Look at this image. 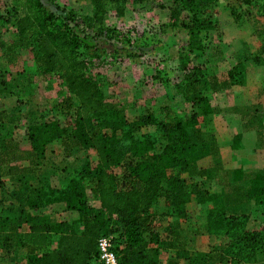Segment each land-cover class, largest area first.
I'll use <instances>...</instances> for the list:
<instances>
[{"label":"trees","instance_id":"obj_1","mask_svg":"<svg viewBox=\"0 0 264 264\" xmlns=\"http://www.w3.org/2000/svg\"><path fill=\"white\" fill-rule=\"evenodd\" d=\"M47 1L50 6L43 0H20L23 13L16 18L15 27L19 43L35 51L42 72L57 73L63 80L69 95L58 109L68 113L71 124L62 125L56 115L30 123L26 134L31 148L16 157L17 151L10 150L11 161H22L9 166L17 174L21 189L16 216L0 213V250L19 240V229L27 226L22 238L23 245L29 247L26 264H95L101 235L113 236L121 264H160L159 248L171 245L172 234L177 231L176 226L169 225V239H162L154 228L151 208L164 199L174 222L177 218L201 222L210 234L223 237L218 257L224 256L228 263L248 264L251 257L264 258V222L259 229L250 230L246 216L227 215L220 192L207 189L202 180L211 174L196 167L198 160L219 152L212 129L215 111L210 94L219 89L220 83L204 73L206 66L182 65L185 74L180 89L192 110L175 111L170 121L158 120L152 114L129 119L122 109L106 100L99 82L88 74L93 62L102 57L97 38L127 37L106 24V12L112 8L123 15L126 4L138 8L152 0H91L88 14L60 6L56 0ZM216 1L172 0L171 16L187 12L189 22L184 25L190 47L203 48L201 34L213 29L214 22L201 15L200 7ZM237 3L238 7L230 8L236 21L248 15L264 18V0ZM258 40L255 62L262 59L264 31ZM246 74L247 69L239 62L229 70L228 77L232 83H242ZM148 126L155 130L141 132ZM193 128L200 135L198 144L191 143ZM65 138L71 139L74 147L92 150L95 161L85 156L79 166L69 168V180L62 187H53L47 180L36 186L30 184L27 174L36 171L48 145ZM234 174L241 179V170L235 169ZM246 188V196L264 212V165L247 179ZM191 201L209 206L202 209L199 220H192L187 206ZM68 210L78 213L77 220L52 218L54 211ZM53 235L57 240L51 248ZM177 251V256L188 264H206L208 259L206 252ZM210 257L217 258V254Z\"/></svg>","mask_w":264,"mask_h":264},{"label":"rangeland","instance_id":"obj_2","mask_svg":"<svg viewBox=\"0 0 264 264\" xmlns=\"http://www.w3.org/2000/svg\"><path fill=\"white\" fill-rule=\"evenodd\" d=\"M19 1L0 0V27L5 26L12 29L15 26L16 18L23 13ZM43 2L50 6L47 0H43ZM56 2L60 6L73 8L81 14L91 12V0H56ZM238 5L237 0H220L217 5L212 3L200 7V9H203L201 15L211 18L218 29V34L216 31L211 30L201 34L200 46L203 47L202 49H195V47L192 48L188 45L190 37L184 25L189 22L187 12L176 13L171 16L172 0H152L146 6L138 8H133L132 4L128 3L125 5L123 18L120 19L115 18L116 10L111 8L106 12L105 22L110 27L119 29L121 33H126L127 37L125 36V40L123 38H97L96 42L102 57L100 61L95 60L93 62L88 74L99 82L106 100L122 109L129 119L152 114L158 120L170 121L175 111L189 113L192 106L180 89L185 74L182 65L186 64L188 67L193 68L194 65L204 64L206 66L204 73L209 78L214 77L221 80V75L217 77L215 73L211 72V66L215 65L213 62L217 58L210 56L209 49L210 47L215 48V42L219 44L216 38H220L221 44L222 41L228 43L236 39L238 35L242 36L243 39H238L239 42L228 43L231 46L230 50H236L240 45L239 43H243L244 38L247 39L246 41L253 42L258 34H254V32L260 31L262 33L264 31V18L248 15L242 17L243 19L239 23H236L230 14V8L238 7ZM13 41L15 42L16 38H13ZM13 50L15 54L12 56L15 60L13 65L26 72L25 77L19 79L23 82V86L21 85L19 91L15 93V103L24 108L27 115H30L20 119V122H18L20 124L17 127L19 130L15 134V138L24 149L29 146L26 134L28 124L48 120L56 115L62 125L70 126L71 119L68 113L66 114V111L58 109L63 99L69 95V91L57 73L42 72L38 67L35 51L25 48L19 43V37L17 46ZM128 53H131V55L127 56ZM10 66L11 64H9ZM257 74L258 70H251L248 77L255 79ZM216 94L217 92L210 94L211 104L215 111L212 129L216 135H218L217 127L228 128V131L232 134L239 133L245 116L231 117L230 126L226 127L225 112L219 113V115L217 113L222 109H232L233 106H236L233 109L243 112L241 115H245L244 109L247 103L240 98L234 101L236 104H233V101L225 100L223 94H220V97ZM250 116L255 115L251 114ZM255 119L252 122L257 123L258 125L254 127L258 128H256V132L247 136L246 142L248 146H253L254 150H257L256 152L264 154V99L260 113L255 116ZM154 130V126H148L141 132ZM190 137L191 143L198 144L200 135L196 128L190 129ZM70 142H72L71 139L65 138L60 143L61 145L56 146L50 154L55 165L67 169L69 166L74 165L77 160L82 163L85 156L90 158L92 162L95 161L92 150H82L72 146ZM64 143L67 145L65 149L62 148ZM256 152L250 154L246 151L242 154V162H237L238 169L242 168L249 172H255L262 167L259 164L260 159ZM191 154L196 155V152ZM228 160L229 156L226 154L223 156L221 153L220 157L217 155L208 156L203 160H198L196 167L202 168L204 174L209 171L211 177H214L212 181L215 182L212 185L215 186V189L211 190L222 191L220 192L221 203L227 214L244 215L247 220V229H259L264 222L263 208L255 205L246 196V178L238 180L234 184L231 182V171L229 170L232 166L229 165L231 162ZM60 171L65 172L62 169ZM203 182L206 185L209 184L208 180H203ZM160 200L154 206L155 229H161L171 220V216L167 213L165 201ZM205 205L195 202L187 205L191 211L192 220L200 219V214ZM186 223L187 232L195 229L191 220ZM199 232H202V230H199ZM203 235L205 234L199 235L194 242L197 249L206 248L208 243L218 244V239L214 237L209 239L206 235ZM16 254V256L13 254V256H8L0 250V264H23L19 259L21 255L18 252ZM12 258L18 259L12 260ZM209 264H219L218 259L211 258ZM226 264L231 263L226 262ZM248 264H264V258L262 256L251 257V262Z\"/></svg>","mask_w":264,"mask_h":264},{"label":"crops","instance_id":"obj_3","mask_svg":"<svg viewBox=\"0 0 264 264\" xmlns=\"http://www.w3.org/2000/svg\"><path fill=\"white\" fill-rule=\"evenodd\" d=\"M217 4L218 1H216L215 5ZM232 17L236 23L240 22V20L236 21L234 16ZM115 18L120 19L123 17L122 15L115 14ZM257 18L260 17L257 16ZM210 30L216 32L218 31V29L215 26V22H214V28ZM256 33L258 34L256 35L255 41L249 42L246 41L247 40L246 38H244L243 43H239L240 45L238 48H236V50H230L231 46H229L228 43H235L237 41L239 42L240 39H243V37L239 35L237 36L236 39L232 40L231 42L224 43V41H222L221 44H220V38L217 37L216 39L220 45L215 42L216 45L215 48L210 47L209 49L210 56H212L213 58H217L213 62L215 63V65H212L213 70L211 72L215 73L217 77H220V75L222 77L221 79L222 81L218 78H215V80H217L220 83V89L219 91H216L217 92L216 95H219L220 97V94H223L225 96V100H229L230 102L233 101L232 102L233 104H236L234 101L240 98L241 100H245V102L247 103L244 109L246 113L245 115H241L243 114V112H238L236 111V109H233L236 108V106L235 107L233 106L232 109L231 108L222 109L217 113V115H219V113L225 112L224 119L226 120V124H225L226 127L230 126L229 121L231 117L239 118V116H243V117L245 116L244 122L241 124L242 126L241 131L239 133L232 134L228 131L229 130L228 128L226 129V128L217 127L218 135L216 136H217V142L219 148V152L217 156L220 157L221 153L223 154V156L224 154L229 156L228 161L231 162L229 163V165L232 166L231 170L229 171H231V182L233 184L238 182V180H242L243 178L249 179L250 177H252L254 173L253 171L249 172L240 168V170L242 171V177L241 179H239L237 175L234 174V171L239 167V165L237 164L242 162L241 159L242 154L246 153V151L247 153L254 154V152L257 151L254 150L253 146L252 147L248 146L246 142L248 139L247 136L256 132V128H258V127H254L257 126L258 124L253 123L252 121L253 119H255V116L260 113L261 104L264 99L263 98L264 97V91H263L264 51L261 53L260 57H262V59H260L259 62H255L253 60L254 55H257L260 49L259 48L260 42L258 40V35L260 34V31L254 32V34ZM9 38H11V40H9ZM13 38H16L15 42L13 41ZM17 39H18V34L15 26L12 29H8L5 26L0 27V213L9 217L16 216L18 212L19 201L17 199V195L19 194V191L21 189V183H19L17 179V174L11 171L9 166L16 163L19 164L20 162H22V161H17L15 163V161H11L12 159H10L11 158L10 150L15 149L17 151L15 153V157H16L21 155L24 149L29 150L31 148L29 143L28 148L23 149L22 148L23 146L15 138V134L19 130V128L17 127L20 123L18 122H20V119H24L27 115L26 114L27 112H25L24 108L19 107L18 104L15 103V96H16L15 93L19 91L21 85L23 86V82L20 81L19 79L24 78L26 75V72H24L23 69L19 70V68L16 67V65L15 66L13 65V63H15V60H13L12 58V56L15 55L13 49L17 46ZM239 62L244 64L245 68L247 69V74L246 76H244L242 83H232L230 82V79L228 77V72ZM9 64H11L10 67ZM251 70H258L257 78L251 79L248 77V73H250ZM251 114H254L255 116H250ZM29 116L30 115H27V117ZM26 132H27V127H26ZM62 141L63 140L55 141L48 145L45 158L40 161L36 171L27 174V178L30 184L36 186L41 180H47L53 187H62L68 182L69 180V174L67 173L68 168L77 167L81 164V162L77 160L74 165L69 166L67 169L54 164L55 162L53 161V158H51L50 154L55 150L56 146L61 145L60 143H62ZM62 148L64 149L67 148V145H65L64 143V146ZM256 153L258 154V157L260 159L259 164L263 166L264 154H260L259 152ZM212 156H216V155H212ZM61 169L65 170V172L60 171ZM213 179L214 177L203 178L204 181L206 180L209 181V184L207 183L206 185V188L209 190L215 189V186L212 185L213 182H215L212 181ZM216 192H222V191H216ZM160 201L161 200H159L158 202ZM194 202L197 203L196 201H191L190 203H194ZM95 204H97V202H95ZM208 207H209L208 204L204 206V208H208ZM150 212L151 213L154 212V206L151 208ZM52 218L56 220H77L78 213L72 210L60 211V212L54 211V213L52 214ZM174 221L175 219L171 217V220L168 221L167 224H165L161 229H156L161 233L162 239H166V238L169 239V236L167 234V232H169V230L167 231L169 225L172 224V226L173 225L176 226L177 229V231L176 232L174 231V233L172 234V236L174 235V238H172L171 245H168L167 247L164 248H159L158 259L160 264H188V261L185 258L179 257L175 253L180 248L188 249L191 252L201 251L208 253V259L206 261V264H209L211 261L210 254L216 253L219 264H226L227 258L224 259V256L221 255V257H223V259L221 260L220 259L221 257H218V255H220L221 253L220 252L221 246L224 242L223 237L210 234L207 231L206 225L201 222L199 223L192 222V225L194 226L195 229L193 228L194 230H190V232L187 233V223H186L187 221L179 218H177L176 222ZM153 222L155 226V221ZM78 228L81 229L80 224L78 225ZM27 229H28L27 226H22L19 229L20 231L19 240L12 242V244L8 245V247L1 249V252H4L8 256L9 255L11 256L12 254L16 256L17 255L16 252H18L21 255L19 259L23 264H26L28 251H29V247L23 245L22 242L23 234L28 231ZM172 229H174V227H172ZM199 230H202V232H199ZM202 234H205L209 239L212 237L218 239V244L212 245L208 243L206 244V248L197 249V247L194 245V242L196 241L198 236ZM56 240H57V235H53L51 248L56 246ZM16 259L18 258H12V260H16Z\"/></svg>","mask_w":264,"mask_h":264},{"label":"built area","instance_id":"obj_4","mask_svg":"<svg viewBox=\"0 0 264 264\" xmlns=\"http://www.w3.org/2000/svg\"><path fill=\"white\" fill-rule=\"evenodd\" d=\"M97 257L95 264H121L115 252L112 235H101L97 239Z\"/></svg>","mask_w":264,"mask_h":264}]
</instances>
